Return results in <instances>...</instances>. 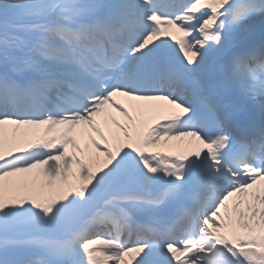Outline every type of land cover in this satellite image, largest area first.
<instances>
[{
    "label": "snow or ice",
    "instance_id": "6c2138e0",
    "mask_svg": "<svg viewBox=\"0 0 264 264\" xmlns=\"http://www.w3.org/2000/svg\"><path fill=\"white\" fill-rule=\"evenodd\" d=\"M0 264H264V0H0Z\"/></svg>",
    "mask_w": 264,
    "mask_h": 264
},
{
    "label": "bare ground",
    "instance_id": "6f19581e",
    "mask_svg": "<svg viewBox=\"0 0 264 264\" xmlns=\"http://www.w3.org/2000/svg\"><path fill=\"white\" fill-rule=\"evenodd\" d=\"M118 100H119V98H118ZM121 102H123V103H125V105L127 106V105H129V104H136V103H139V102H135V101H128L126 98H123V97H121ZM113 115H116L117 116V119H123L122 117H119L118 116V114H113ZM135 115V114H134ZM154 117H156V114L155 113H152V114H149L148 115V119L150 120L151 118H154Z\"/></svg>",
    "mask_w": 264,
    "mask_h": 264
}]
</instances>
